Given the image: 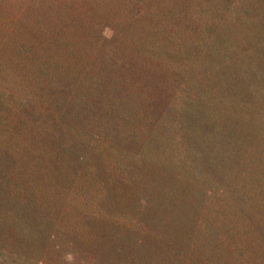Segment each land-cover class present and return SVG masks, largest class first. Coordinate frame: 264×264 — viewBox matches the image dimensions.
I'll list each match as a JSON object with an SVG mask.
<instances>
[{"label":"rangeland","instance_id":"374dc122","mask_svg":"<svg viewBox=\"0 0 264 264\" xmlns=\"http://www.w3.org/2000/svg\"><path fill=\"white\" fill-rule=\"evenodd\" d=\"M0 264H264V0H0Z\"/></svg>","mask_w":264,"mask_h":264},{"label":"trees","instance_id":"16d2710c","mask_svg":"<svg viewBox=\"0 0 264 264\" xmlns=\"http://www.w3.org/2000/svg\"><path fill=\"white\" fill-rule=\"evenodd\" d=\"M183 84L185 83V81H183L182 82ZM58 117L61 119V121H66V116H65V114L63 113V112H61V111H58ZM199 124V119L198 118H193V117H189L188 119H186L185 121H184V124H183V128L184 129H186L187 131H191V132H193L196 128H198V126H200V125H198ZM91 129V134H92V138H95V139H99V138H101L100 136H101V134L99 133V131L97 130V129H94V128H90ZM176 135V134H175ZM178 137L181 139L183 136H182V132L181 131H179L178 132ZM212 136V135H211ZM225 141H223V142H227L228 141V136H225ZM227 145V151H228V153H229V148H228V144H226ZM57 146L58 147H61L62 148V144L58 141L57 142ZM199 146H197V147H195L194 148V151L195 152H198L199 151ZM235 154V153H234ZM77 159H78V161L79 162H83L85 159H86V156L84 155V154H82V153H79V154H77ZM177 175H181L180 173H177ZM56 236H57V234H56V232L55 231H48L47 232V238L51 241V242H53V244L54 245H58L57 243L55 244L54 243V240L56 239ZM120 250V249H119ZM45 257V256H44Z\"/></svg>","mask_w":264,"mask_h":264}]
</instances>
